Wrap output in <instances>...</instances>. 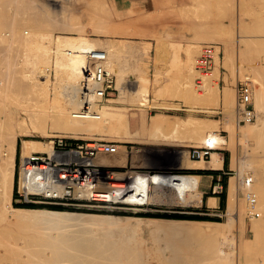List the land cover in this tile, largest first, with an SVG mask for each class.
<instances>
[{
  "label": "bare ground",
  "instance_id": "bare-ground-1",
  "mask_svg": "<svg viewBox=\"0 0 264 264\" xmlns=\"http://www.w3.org/2000/svg\"><path fill=\"white\" fill-rule=\"evenodd\" d=\"M200 1H203V0H200ZM207 1H209L210 3L213 2L212 0H207ZM223 1L221 0V2H219V3H222L223 7L220 4V7H218L219 6L218 5L217 8L222 9V8H224V6L227 5L225 3V1H224V4H225L224 5ZM238 1H239L238 3H240V0H238ZM110 2H111L110 0H0V16L3 17L2 19H4V21L2 19H0V20H2L1 22H3V23H0L1 26L3 25V27L0 30L4 29L5 28L4 26L6 25V27L9 28V30L6 34L11 36L12 42L16 41L15 43L19 42L21 45L23 44L27 47H29L31 45L33 47V45H34L35 49L40 50L39 53L41 54V56L39 53H38L39 54L38 56H40L41 59H39V61H38L39 63L37 62L38 64L35 63L36 61L34 62L36 67H34L33 69L36 68L37 69V71L35 69L36 73L39 74V76L42 77L43 79L42 78L40 79V77L39 78L37 77L38 79H40V82H39V80L37 81V78L35 76L36 73H35L34 76L36 79H34V80L36 83L34 82L30 85V86H32L34 84V86H32V88L34 87V89H32L33 92L30 91V93L32 92L31 93L32 95H31V97L28 96L29 99L31 98L32 102H34L33 100H35V102L32 103L35 105V103H37V100H38L37 99V97H38L37 93H39L44 97V100L47 103V105H49L48 102L51 101V104H50L51 106H49V107L47 106L46 111H45V109L42 111H41V109L40 110L37 109L36 107L38 105L36 107H33V108L30 106L31 110H29V111L27 110L28 112L21 110V111H24L23 113L21 111L20 112L15 111V113H14V111L12 109L9 112L10 114L12 113L9 116L10 117L9 119H7L8 116L5 117L6 119L4 118L5 119L4 121L1 120L2 118L0 119V129H1L0 130V132H1L0 133V136H1L0 139L2 141L1 145H3L2 147H0V148H2V149H0V157H1L0 181H1L2 185L4 184V186H5L4 188H6V190H3L4 193L2 191L3 188L0 189V193H1L0 194V207H2V208H0V210L2 209L0 211L1 212L0 216L3 215L2 213L6 212V211H8V209L10 210L12 208L11 212H13V213L8 211L9 213H11L10 217L8 216V213L7 214L5 213L7 216L5 214L3 216H6V218L9 220V221L8 220L7 221L10 222L9 224H11V227H12V225L17 226L18 229L23 233V235H21V232L20 233L16 232L18 235L17 236L15 235L16 236L15 238H17L20 234L19 237H21L22 240H23V238L25 240L24 241L25 244L21 245L20 244L21 240L18 237L19 239H17V242L14 244L16 245L20 241L19 244L21 245L22 249H20V245L19 246L17 245L16 250H14L12 248V247H15V246H13V242H11V244H12L11 247H9V245L7 246L6 245L7 243H4V240H6V238L10 239V241H11V239L14 238V236H12L13 234L9 233V234H11L12 238H8L10 235L7 234L6 232H4L9 236L6 235L7 237L5 236L6 238L5 237L3 238L1 236L5 235V234L3 232H0V233H2L0 236V240H1V238L4 239V240L2 239L3 242L0 241L1 243H4V244L0 243L1 246L4 245L6 248L7 247L10 249L12 248V250H13V251L11 250V252H13V253L8 252L7 254H9V255L5 254V256L6 255L10 256L11 254H13V256H14V259H12L11 258L12 255H11V257H10L11 259H10L9 257L6 258L4 255L2 256V254L0 253V258L2 261H4L3 264H6L7 262H9L10 264H11V262H13L15 264L16 263H18V264H153V263H148L144 259V256H143L142 243L140 242V240L143 239L142 237H145L144 236L145 233L151 234V238H152L151 240L154 243L153 247L156 250V254L158 252L157 257L159 256L160 261H161V259H163L162 260L163 264H235V262H237V264H264V69H263V71L261 69V71L258 72L259 68H256L257 64L255 65L254 68H252L251 65H249V67L252 68V69L251 68L250 69L253 70V72H252L253 74H254V69H255V73H256V75L254 74L255 78H253V76H251V75H250V77L248 75L246 76V77H249L250 80H251V77L253 78V80H251V81L254 85V91H255V88L257 87V89H256L257 93L255 92L256 96L253 93V97L254 96L256 97V98L254 97L255 99L253 98L255 100L254 106H255V112H256V120H255V123H253L252 125L247 124V123H252V122H247L246 126L245 127L243 126L244 128L241 127L242 128L241 131H242L243 136L246 135L245 136L246 138H248L247 136H249L252 140V138H254V136L256 134V139H257V141L255 143H252L249 146L250 150L247 151V152L251 151L250 153H252V156H253L252 163L251 162L249 163L250 164L249 167H250V169H253L254 175L252 173L251 175L249 174L246 176V177L252 176L253 178L255 176L253 183L246 187L247 188L246 192L250 191V192L255 193V195L257 197L256 206L252 207L251 205H249V201L246 197V194H247L246 192H245L246 198L244 197V199L245 200L247 199V202H248L247 206L249 209V214L251 215V217H253L250 220L251 222L249 224V229L251 228L253 230L254 239H252L250 241L249 240L248 241L243 240V236L246 234V230L242 229V232L240 234V244H239V248L237 249V252H231L233 250V248H231V250H229L228 247L225 246L226 244H224L223 241L221 243V241H220V238L222 236L221 232L218 230V228L212 226L211 224L194 223L192 221H184V220H168V221H156L155 220L154 223L152 222L153 227H151L149 229L148 228L137 229V228H129V227H126L125 225H121V224L117 223L118 220H114V219H112V217L104 216V215L86 214V213H81V212H76V211H57V210L38 211V210L16 208V207H13L11 205V198H12V194H13V185H14V162H15L16 146H17L18 136L30 134L32 131L45 134L46 129L42 128L43 127L42 125H44L43 123L48 121L49 116H51L52 119L54 120L56 127L57 126L64 127V129L66 128V130L68 129L69 132L74 133V134H81V133L88 132V131H91L94 129H99V128L100 129H110L111 128V129H116V130H119L121 128H125L127 133L131 134L129 132V129H128V117L126 115V111L120 109V107H118V109H117L116 106L110 104V105H107V108L105 110H103V108L105 107L104 106L101 110L102 118H104L103 120H101L102 118L101 119H95L93 117H85V118L82 117V118H80V117H77L74 115L75 112H77V109H79V107L82 105L80 95L78 94V86H79L80 80L83 77L82 74L84 72V68L88 63V53L89 52H91L92 50H97V49L105 50L107 53V63H106L107 67L110 70H112L113 72H115V74L117 75L116 76L117 77V88L119 90V96L117 98L110 99L109 100L110 103L116 102V101H123L124 102L128 99V97H131V98L133 97L132 95L128 96L129 95L127 93L128 89L126 90V85H124L126 83L124 80L126 79L125 78L126 77L125 71L127 69H130L131 72L136 75L135 81H136V83H138V89L135 92V97H134L136 104L143 105V104H146V102H148V100H149V96H150V85H149V75H148L149 71L147 72V67L143 66L147 62H145L144 64L141 65V61L147 59L146 58L147 57V50H148L147 43H146V45H144L145 43L143 45H141V44L135 43L134 41L124 40V39L123 40H117V39L115 40V39H109V38L106 40H102V39L91 38V37H88V36L83 35V34H76V33L75 34H63L64 32L53 36L52 35L53 33L47 35L43 32V30H45V28L47 29L48 27H51V30H49L50 32L52 30L60 29L61 31L66 30L67 32L71 31V32H78V33L81 32L82 33V31H81L82 29L80 28V25L82 23L81 18L85 17V16L83 17L82 14H86V15L89 14L93 21H95L97 19L99 22H101L100 20L103 19V18H100V16L102 17L103 15H108V17H111V15H113V18H114V16L117 15L114 12H112V11H114L113 9H112V11L110 10V5H109ZM206 2L204 4H206ZM209 2H207V3L210 4ZM243 2H245V0H242L241 3L243 4ZM213 3L215 4V1ZM213 3L211 5H213ZM228 3H230V1ZM11 4H14L13 6L16 9V11H15L16 18L14 15L15 20L12 19L13 14L11 12L10 18L12 19V21L10 19H9L10 21H8V20H5L6 18H4V17L9 18L8 10H5V8L8 9V7H10ZM201 4H198L199 8H201V11H204V13H206L205 10H203L202 8L206 9L207 5L203 4V6H202ZM234 4L235 3H233V5L230 4L229 6H231V5L234 6ZM260 4L259 5L261 7L263 4V8H264V3L261 2ZM200 5L202 7H200ZM118 6L120 7V5H118ZM209 7H210V5H209ZM213 7H215V6L213 5ZM213 7H211L210 9H212ZM226 7H225V9H226ZM10 8H12V6ZM199 8L198 9L194 8V10H197L196 13H198L200 11ZM241 8L244 9V7H241ZM182 9L183 8H181V10ZM207 9H209V8L207 7ZM227 9H229V7H227ZM238 9L240 11V5H239ZM171 10H173V8H171ZM188 10H189V7H188ZM229 10L232 12L233 8L232 9L230 8ZM247 10H249V9H247ZM247 10H244V13H246L245 11H247ZM182 11L184 12V10H182ZM219 11H218V13H219ZM228 11L224 10L221 13L227 12L228 15L227 14H225V15L229 16ZM260 11H259V13L257 12L258 16H261V15H259ZM120 12L121 13H119V15H117L119 17L122 16L123 10H121ZM231 12H230V14H231ZM13 13H14V11H13ZM209 13H210V11H209ZM209 13H207V14L209 15ZM215 13H213L214 16L211 15L212 14L211 13L208 18H210L212 16L215 18V15H216ZM233 13H235V12H233ZM233 13H232V15H234ZM252 13H254V12H252ZM257 13L255 15H257ZM143 14H142V16H143ZM152 14L153 13L151 11V15ZM172 14H174V13H172ZM239 14H240V12H239ZM246 14L250 15V13L249 14L246 13ZM133 15H135V14H133ZM200 15H202V14H199V17H200ZM223 15L224 14H221V16H223ZM232 15H230V16H232ZM236 15H234V16H236ZM90 16H88L89 17L88 19H90ZM144 16H146V15H144ZM216 16L219 17L218 15H216ZM226 16H224V17L226 18ZM234 16L231 17L232 20L234 19L233 18ZM254 17H256V16H254ZM261 17H263V16H261ZM98 18H100V19H98ZM134 18L135 19L137 18L138 20L142 21V18H140V16L139 17L134 16L133 19ZM156 18H158V17H156ZM198 18H196V20ZM203 18H204V16H203ZM208 18H207V20H209ZM144 19L145 18L143 17V20ZM193 19L195 20V18H193ZM240 19L242 20V18H239L238 22H239V25L242 26L245 22L242 20L243 23H240L241 22ZM90 20H88V22ZM260 20H262V19H259L258 22H256V23H260L259 22ZM104 21H106V20H104ZM201 21H198V24H200L199 22H201ZM204 21H206V19ZM210 21L213 22L211 18H210ZM235 21H236V19H234V22ZM102 22H103V20H102ZM110 22L111 21H109V23ZM246 22L248 23V21H246ZM94 23H97V22H94ZM109 23H106V24H105V22L99 23V24L97 23L98 26H96V27L99 29H97L95 27L96 29L93 28L94 29L93 31L98 32L100 30L99 33L102 32V33L106 34L107 36L110 33H112V34L117 33V32L113 33L112 31L111 32L109 31L110 33H108V32L105 33V30H103L104 32L101 31V29H103V28L106 29L107 27H109V25H110ZM193 23L194 22H192V24ZM195 23L197 24V22H195ZM205 23H207V21ZM209 23L207 24V29H205V31L207 30L206 32L209 34L210 38L219 39L226 44V49H227V54H228L227 55L228 56V62L230 61L229 64H231V61L235 56V52L237 53L238 51H240V50H238V51H235V50H237L239 48L235 49L233 47L234 45H232L233 43L231 42L232 43L231 44L227 38H224V37L221 38V37H219V34H217L218 36H216V34H211L212 31L208 32ZM214 23L218 26L217 22H214ZM230 23H231V21H230ZM89 24H90V22H89ZM167 24H169V23H167ZM227 24H226V26H228ZM233 24H235V23H233ZM261 24L263 25L264 21ZM197 25H194L196 27L195 29L199 28V27L197 28ZM211 25H210V27H212ZM230 25L231 24H229L228 27H230ZM260 25L258 24L257 28H258V26L260 28L261 27ZM81 27H82V25H81ZM90 27H94V26H90ZM100 27H103V28L100 29ZM125 27H127V25ZM246 27H248V26H246ZM21 28H22V30H20ZM240 28H242V27H240ZM84 29L85 28H83V30ZM121 29L123 30V28H121ZM125 29H127V28H125ZM137 29L138 28H136V30ZM6 30H2L0 32H4ZM219 30L222 32V29L219 28ZM242 30L244 33V30H247V29L242 28ZM84 32H85V30H84ZM125 33H127V32L125 31ZM125 33L123 32L122 34L121 33H119V34L123 35ZM133 33H135V32H133ZM228 33H230V32H228ZM119 34H117V35H119ZM139 34H141V33H139ZM5 35H0L1 36L0 37V43L2 42L1 43L2 45H0V50H3V49L5 50L3 43L8 41V40H6V38L7 39L9 38V36L7 37V35L6 36ZM207 36L208 35H206L205 38H207ZM231 36H232V34H231ZM12 37H13V39H12ZM235 38H237V37H235ZM1 39H5L6 41L3 40L4 41L3 42V41H1ZM157 39H159V38H157ZM245 39H247V38H245ZM262 39H263V37H262ZM262 39H260V41ZM11 40H9V42H11ZM241 40H243L242 37H241ZM49 41H50V43H49ZM247 41H250V40L247 39ZM252 42L253 41L251 40L250 43H252ZM15 43H12V45L10 43L11 49L13 48L15 50V48H14L15 45H16V50L18 48L17 47L18 45L20 46L21 49L23 48V47H21V45L19 43H18V45ZM47 43H49V45ZM53 43L55 44L54 49L52 48V45H51ZM241 43H242V41H241ZM245 43H246V40H245ZM254 43H253V45L251 44V46H254ZM7 44H8V42H7ZM7 44L5 43V46L8 48L9 44L8 45ZM256 44H258V42ZM256 44H255V46H257ZM262 44H264V41L262 42ZM163 45H164V42H163ZM163 45H162V47H163ZM258 45L260 46L261 44H258ZM162 47H161V45L157 46V53H160V50L162 49ZM261 47L263 48L264 45H262ZM261 47L260 48L254 47V49L258 48L260 50H264ZM20 48H18L19 52H21ZM34 48H32V50ZM244 48L245 47H243L242 49H244ZM246 48H248V47H246ZM11 49L9 46V49H7V50L10 52H8L7 50H6L7 52L6 51H3V52H6L8 55L11 56V54H13L11 52L14 51L13 49H12L13 51H11ZM22 50H24V49H22ZM245 50H247V49L241 50L242 51L241 55L243 54L242 57H244L243 58L244 61L247 62L246 58H245L246 55H244ZM18 51H16V53ZM0 52L3 53L2 51H0ZM257 52H258V50H257ZM1 53H0V55H1ZM9 53H11V54H9ZM21 53H23V52H21ZM21 53L17 55V58H18V56L20 58H23L20 56ZM262 53H264V52L260 51V54H262ZM3 54H2V56L6 60L8 56L6 57L7 54L5 56ZM29 54L30 53H28V55ZM32 54H33V52H32ZM14 57H16V56H14ZM31 57H32V55H31ZM218 58L219 57H217V59ZM8 59L13 60L14 59L13 55L11 56V58L8 57ZM247 59H248V57H247ZM248 60H250V62H252L251 61L252 59H248ZM6 62H5V64H6ZM237 62H238V60H237ZM17 63L20 64L19 62H17ZM252 63H254V62H252ZM2 64H0V65L3 66ZM241 64L238 63V66H237L238 70H239L238 73L240 75H242L241 77H244L243 76V70H244L243 68L244 67ZM247 64H249V62H247ZM126 65H129V66L125 67ZM232 65L233 64H231V66ZM4 66H6V65H4ZM7 66H8V63H7ZM18 66H20V65H18ZM18 66L16 68H18ZM228 66H230V65H228ZM232 67L235 68V66H232ZM246 67H248V66H246ZM262 67L264 68V66H262ZM8 68L9 69L12 68V65H10V67L8 66ZM20 68L21 67H19V69ZM4 69H6V68H4ZM22 69H24V68H22ZM0 70L2 72L1 67H0ZM13 70H15V72H16L15 67L13 68ZM28 70L29 69H27V71ZM231 70H233V71H231ZM231 70H228L225 73V82H224L225 84L223 85V93H224L225 101L230 103V101L232 100V104H233L234 101H237V100H233L237 94H235V85L231 86V79H232L233 83L235 82V81H233L234 78H232V72L234 75L235 70L234 69H231ZM19 71L20 70H18V72ZM52 71H55V76L57 79V83L59 85L58 84H56L55 86L52 85V81H53V79L51 77V74L53 73ZM3 72L5 73L6 70L5 71L3 70ZM10 72H11V70H9V74H8L9 77L12 75V73H10ZM7 73H8V70H7ZM13 73H14V71H13ZM16 73H14L13 79L17 78V77H15V76H17ZM157 73H159V72H157ZM219 73H220L219 70H216L213 74L207 75L206 78H210L213 76L219 77ZM246 73H248V72H246ZM246 73H245V75H246ZM3 74L0 73V75H1L0 79L2 77L3 79L5 78V80H7V79L11 80L10 78H8L7 75H6L7 76V79H6V77H4ZM192 74H193V69L188 70V75H190V78L193 76ZM239 74H238V78L240 76ZM22 75H24V74H22ZM256 76H258V77H256ZM23 77H25V76H23ZM23 77H22V79H23ZM18 78L16 80L14 79L15 83H16V81L20 80ZM191 79H193V77ZM5 80H0L3 82L2 86L4 84L7 86L10 84L11 88L9 87L10 85L8 87L6 86L7 88H5V89H7V91L4 92L3 91L4 86H5L4 85L2 87L3 89L0 90L1 94L6 93V92L10 93V92H8L9 91L8 88L12 89V86H14V85L18 86V87L22 85L21 87H19V88H22V87H25L28 83V82L26 83L25 81H23V83L25 82L26 85L23 83L21 84V82H22V80H21L19 85H17L15 83H13V81L11 83V81H9V80L4 83ZM210 80H211V78H210ZM139 81H140V84H139ZM254 82H256V83H254ZM257 82L259 83L258 86L255 85V84H257ZM1 83H0V88H1ZM7 83H9V84H7ZM12 84H14V85H12ZM191 85L187 86V90L190 92L192 91V93L194 92L195 97L197 99L205 100V101L210 102V103L217 102L219 100L220 82H217L216 86L211 88L208 95H205V96H203L202 93H195V91L193 90V87ZM60 86L62 88L65 87L67 89L66 91H69V96H70L69 99L65 100L64 98H62L64 96H62V95H61L62 97L60 96V93L62 91L60 93L57 91L59 88H60L59 90L62 89ZM29 87L26 86L25 88L29 89ZM53 87L55 90V91H53L54 92V98H53V100H51V92H52ZM236 87H238V86H236ZM19 88H18V90H19ZM14 89H12V90L15 91ZM26 89L24 91H26ZM63 90H64V88H63ZM195 90H196V88H195ZM2 91H3V93H2ZM16 91H17V89H16ZM14 93H12V95ZM16 93H15V95H16ZM1 94H0V99H1V96L5 97V95H6V94L5 95H1ZM63 94H64V91H63ZM12 95H10V96H12ZM21 95H24V92L21 93ZM27 95H28V93H27ZM8 96L6 95L7 99H9ZM16 96H18V94ZM12 97H14V96H12ZM28 97H27V99H28ZM22 98L26 99L24 97H22ZM39 98H40V96H39ZM7 99L5 98L6 101H7ZM16 100H17V98H16ZM40 100H41V98H40ZM1 101H2V99H1ZM9 101H11V104H12V99ZM29 101H27V102H29ZM8 102H6V103H8ZM62 102H64V104ZM3 103H2V105H4ZM67 103H68L69 107L74 106V108H66L67 106L65 108H63V106H65V104H67ZM253 104H254V102H253ZM6 105H4L2 107L6 108V110H7ZM0 107H1V105H0ZM8 107H10V105ZM30 107L28 106L29 109H30ZM226 107H228V106H226ZM21 109H22V107H21ZM237 109H238V107H237ZM1 110H3L2 112H4L5 109H1ZM25 110H26V108H25ZM5 116H6V114H5ZM16 118L17 119L22 118L23 120L20 122H17ZM151 121L152 122L150 124L151 125L150 128H151V131H153V132H159L160 130L169 129V130H173L174 133L178 134V132H182V129H184V128H185V130L186 129H188V130L194 129V132H196L194 134H197L196 135L197 138L199 137L198 134H200V137L203 138L204 142L211 141L215 148L217 146L223 144L226 140L224 136L217 133L216 131L206 133V131L204 130L205 127L203 124H202L204 127L203 131H200V129L202 128V125H198V123H202V122L196 121L198 123L193 124L194 121L191 122L192 120L191 121H189V120L171 121V120H169L167 118H163V117H155ZM211 122L213 123L215 121H211ZM211 122H206V124H208V126H209L207 128H211V127L214 128V127L218 126L217 124H215L217 122L213 123L216 126L211 124ZM28 123L33 125L32 126L33 130L29 129L30 127L28 128ZM203 123H204V121H203ZM100 124H103V126H101ZM206 124H205V126H207ZM197 130L199 131V133ZM138 134L139 133L137 132L133 135H138ZM49 136H55V135H49ZM242 137H241V139H243ZM202 138H200V139H202ZM251 140L249 142H252ZM48 143L50 145L52 144L51 141H48ZM245 143H246V141H245ZM245 143H243V144H245ZM197 145H199V144H197ZM247 149H245V150H247ZM21 151H22L21 155L23 157H27L32 153V151H45V152L51 153L52 150L46 146L34 145L31 142V139H24L23 143H22V150ZM212 155L211 156L213 159L211 161L212 162L211 166H206L201 161L197 162V163H191L189 160L188 161L185 159L183 160V155L180 159L181 160L180 162H181L182 166L184 165L186 167H192V168L193 167H196V168L219 167L221 165V162H222L221 156L217 153H213ZM109 156H112V158H113V155H109ZM109 156H105V157H109ZM100 161H101V158H100ZM104 162L101 161L100 163L104 164ZM242 170L245 171L244 169H242ZM243 171H241V173ZM118 178H121V179L126 181L125 188L122 190H116V191H111V189H108L105 191V195H104L105 198L109 197L111 199H120V200L127 201V202H136V203L142 204V203H146L147 201H150V200H154V201L160 200L162 197L161 195L163 194V192H166V190H168V192L170 194V195H168V197L177 198L178 201H187L188 198H190L191 200L192 199L196 200L197 197L202 195V192L200 190L201 176L197 175V174L163 172L159 175H154V176L150 177L148 175V173H144V172H140V171H136V172L130 171L129 175H126L125 177L118 176ZM2 179H3V181H2ZM116 185L117 186H123L124 184L123 183H116ZM24 188H25L26 192H40L42 189V185H40L38 182H35L34 179L31 178L28 181V183H26V187H24ZM5 192H6V194H5ZM2 193L5 194L3 196L5 202L7 200L6 198H8L7 202L9 201L8 205H7L9 208L7 210L5 208L6 207L5 204L7 202L6 203L2 202V198H3V197H1ZM214 202H215L214 198L210 200V204H213ZM243 202H245V201H243ZM2 203L4 204L5 207L2 206L3 205ZM245 205H246V203H240V208H238V210H239L238 212H239L240 216H242L243 218H244V215H246L245 214V212H246V208H245L246 206ZM3 207L5 210L4 212H3ZM256 212H259V216L255 215ZM254 217H260V218L254 219ZM243 218H242V220L245 219V218L244 219ZM4 219H5V217H4ZM1 221L2 220L0 219V222ZM7 221H4V222H6V225H8ZM3 227H6L5 224H3L2 228ZM11 227H10V230H12ZM18 229L16 231H18ZM2 230L3 229L0 228V231H2ZM6 231L8 232L7 229H6ZM13 231H11V232L15 234V229ZM146 236H148V235H146ZM149 238H150V236H149ZM145 240L146 239H144L143 243L145 242ZM6 241L8 243L10 242L9 240H6ZM15 241H16V239H15ZM5 247H4V249H5ZM146 247H147V245H146ZM149 247H147L148 248V250L146 249L147 251L150 250ZM144 249H145V247H144ZM151 249H152V246H151ZM0 250H2L1 247H0ZM6 250L7 249H5L4 251H6ZM8 251H10V250L8 249ZM154 251H153V254H154ZM0 252H2V251H0ZM24 253H25V256L23 255ZM235 253H236V255H235ZM148 255H150V254H148ZM145 256H147V255H145ZM151 258H152V256H151ZM159 258H157L158 261H159ZM7 259H10V261H8ZM158 261L155 264H159ZM151 262H152V260H151Z\"/></svg>",
  "mask_w": 264,
  "mask_h": 264
},
{
  "label": "rangeland",
  "instance_id": "rangeland-1",
  "mask_svg": "<svg viewBox=\"0 0 264 264\" xmlns=\"http://www.w3.org/2000/svg\"><path fill=\"white\" fill-rule=\"evenodd\" d=\"M110 1H111L110 4H109L110 5V10L112 11V9H113L114 11H112V12H114L117 15H119V13H121L120 11L123 10L122 16L119 17V16L115 15L114 18H113V15H111V17H108V15H103L102 17L100 16V18H103L102 20H103V22H105V24L109 23V21H111L109 23L110 24L109 27L111 29L109 27H107L106 29H104L103 27H100V29L103 28V29H101V31L105 30V33L106 32L110 33L111 31L113 33L117 32L115 34L110 33L107 36L106 34H104L102 32L99 33L100 30L98 32L93 31L94 30L93 28L98 26L99 23H103V22H102V20H100L101 22H99L97 19L95 21H93L89 14H87V15L86 14H82L83 17L84 16L85 17L81 18V22H82L81 25H82V27L84 26L83 28H85L84 29L85 32H84L83 28L81 27V25H80V28L82 29L81 30L82 33L81 32H79V33L78 32H71V31L67 32L66 30H62L61 31L60 29H58L59 31L58 30H52L50 32L49 30H51V27H48L47 29L45 28V30H43V32L45 34H47V35L53 33L52 34L53 36L64 32L63 34H75V33L76 34H83V35H86V36L91 37V38L102 39V40H106V39L109 38V39H115V40L116 39L117 40H123L124 39V40L134 41L135 43L141 44V45H143L144 43H145L144 45H146V43H147V48H148L147 57H146L147 59L142 60L141 61V65L144 64L145 62H147V63L149 62L148 64L145 63L143 65V66L147 67V72L149 71L148 75H149V85H150V96H149L148 102H146V104H143V105L136 104V101L134 99L135 92L138 89V83H136V81H135L136 80V78H135L136 75L133 74L130 69H127L125 71V73H126L125 74L126 75L125 78L126 79L124 81L126 83L124 85H126V90L128 89L127 90V93L129 94L128 96L132 95L133 97L132 98L128 97V99L126 101H124V102L123 101H116V102L110 103L108 101L104 105L105 107L103 106L104 107L103 110H105L107 108V105L111 104V105L116 106L117 109H118V107H120V109H122L124 111H127V114H128V112H129V114L134 113V112H138V113L142 112L146 116L147 123H149L151 121V119L153 120L155 117H163V118H167V119H169L171 121L172 120H174V121H176V120H182V121L189 120V121H191L192 120L191 122L194 121L193 124L194 123L197 124L198 122H202V123H198V125H202L203 124L205 128L202 125V128H201L202 130L200 129V131H203V128H204L206 133H210V132L216 131L217 133H219L222 136H224L225 139H226L225 142L223 144H221V145L216 147V149L224 150L227 153V160H228V165H227V168H226V171H227V174H226V187L224 188V194H225L224 197H225L226 200H225V202L222 201V203H221V206L223 208V212L220 213V214H216V213H214V212H212L210 210H207L203 194L201 196L197 197L196 200L195 199L191 200L190 198H188L187 201H178L177 198L168 197V195H170L168 190H166V192H163V194L161 195L162 197H161L160 200H157V201L150 200V201H147L146 203H142V204L141 203H136V202H127V201H123V200L121 202H116V203L115 202H97V203L95 202V203H93V202H89V201H81V202H76V203H73V202H69V203L47 202V203H45V202H38V201L37 202H25L23 200H20L19 196H18V198L16 200L15 199L13 200L11 198V205L13 207H16L15 206V202H17V203H34V204H38L39 206L35 207V208L34 207L33 208L16 207V208L29 209V210H38V211H42V210H45V211H49V210L76 211V212H81V213H86V214L104 215V216L112 217V219H114V220H118L117 223H119L121 225H125L126 227H129V228H137V229H143V228H148L149 229V228L153 227L152 224L155 222V220L156 221L184 220V221H192L194 223L211 224L212 226L218 228V230L221 232V235H222L221 238H220L221 243L223 241L224 244H226L225 246H227L229 250H231V248H233V250L231 252H237V249L239 248V244H240V234L242 232V229L246 230V234L243 236V240H245V241L249 240L250 241V240L254 239L253 230L251 228L249 229V224L251 222L250 220L253 217H251V215L249 214V209H248V206H247L248 205L247 199L246 200L244 199L245 192H246V189H247L246 187L248 186V185H245L244 179L249 174L251 175L253 173V175H254L253 169H250V167H249L250 166L249 163L250 162L252 163L253 156H252V153H250L251 151L250 152H247V151L250 150L249 146L252 143H255L257 141V139H256V134H255L254 138H252V140H251V138L249 136H247L249 138L248 139V138L245 137L246 135H244V136L242 135L241 129L246 126V123L239 122V120H238V109H237V107H238V92H237V89L238 88L236 86H238L239 80H243L247 75L249 77L251 75V76H253V78H255L254 77V74L256 75L255 69H254V74L252 73L253 70H251L252 68L255 67V56L257 58V56L260 54V51L264 52V50L258 49L262 45H264V44H262V42L264 41L263 40L264 39V28H263L264 24L263 25L261 24L264 21L263 20L264 19V13H263L264 12V8H263V4H262V7L260 6L261 5L260 3L261 2L264 3V0H260V1L259 0H254V1L253 0H245V2H243L244 5L246 4L245 6L241 3L242 0H240V3L242 5L240 3H238L239 2L238 0H232V1L231 0H224L225 3L227 4L226 6L229 7V9L233 8L232 12L229 9H227L226 6H224V8H222V9L217 8L218 5H219L218 7H220V4L222 5V3H219V2H221V0H212L213 2L215 1V4L217 3L216 5L211 1L215 7H213V5H211L212 3H210L207 0H203V1H200V0H197V1L196 0H193V1L192 0H110ZM206 1L209 2L210 4H208ZM224 1H223V4H224ZM229 1H230V3H228ZM205 2H206V4H204ZM233 3H235L236 5L234 4V6H232ZM198 4H201L202 6H203V4L207 5L206 9L202 8L203 10H205L206 13H204V11H201V8H199ZM230 4H232V5L229 6ZM13 5L14 4L10 5V7L12 6V8H10L8 6H7L8 9L5 8V10H8V13H9V15H8L9 18L8 17H4V18H6L5 20H8V21L11 20L12 21V19H14V15H15L16 9H15V7ZM118 5H120V7ZM201 5H200V7H202ZM209 5H210V7H209ZM239 5H240V11L238 9ZM188 7H189V10H188ZM207 7L209 9L211 7H213V8L209 10V9H207ZM222 7H223V5H222ZM225 7H226V9H225ZM241 7H244V9L241 8ZM245 7L247 9H249V10H247ZM171 8H173V10H171ZM181 8H183L182 10H184V12L181 10ZM194 8H197V9L199 8L200 11L198 13H196L197 10H194ZM223 9L226 10V11L229 10L228 11L229 16L225 15V14H227V12L226 13H221V12L224 11ZM244 10H247L248 12L247 11H245V12L248 13V14L250 13L251 16L247 15L246 13H244ZM13 11H14V13H13ZM151 11L153 13L152 15H151ZM209 11H210V13H209ZM218 11H219V13H218ZM238 11L240 12V14H239ZM259 11H260L259 15H261L263 17L258 16ZM11 12L13 14L12 15L13 16L12 19L10 18ZM230 12H231V14H230ZM233 12H235V13H233ZM252 12H254V13H252ZM172 13H174V14H172ZM207 13H209V15L211 13H212L211 15H213V13H215L219 17H217L215 15V18H216L215 19L213 17L214 15H213L212 17H210L212 19V21H213V22H211L210 18H208L209 15ZM220 13L224 14V15L221 16ZM232 13L234 15H236V14L237 15L234 16V15H232ZM256 13H257V15H255ZM133 14H135V15H133ZM142 14H143V16H142ZM199 14H202L204 16V18H203L202 15H200V17H199ZM138 15L140 16V18H142V21L138 20L137 18L136 19L134 18L136 21L133 19L134 16L139 17ZM144 15H146V16H144ZM230 15L234 16L233 18L236 19L235 22H234V19L233 20L231 19L232 16H230ZM253 15L256 16V17H254ZM88 16H90L91 20L88 19L89 18ZM224 16H226V18ZM143 17L145 18L144 20H143ZM156 17H158V18H156ZM238 17L242 18V20L245 22L242 26L239 25V22H238L239 18ZM2 18L3 17L0 16V19H2ZM15 18H16V15H15ZM100 18H98V19H100ZM193 18H195V20ZM196 18H198L197 19L198 21L202 20L201 22H199L200 24H198V21L196 20ZM207 18L209 20H207ZM205 19H206L207 23H205L206 22V21H204ZM259 19H262V20L259 21L260 23H256V22H258ZM2 20L4 21V19H2ZM2 20H0V23H3V22H1ZM88 20H90L89 21L90 24H89ZM104 20H106V21H104ZM190 20L192 22H194V23L192 24V22ZM242 20L240 19V21H241L240 23H243ZM230 21H231V23H230ZM246 21H248V23ZM94 22H97L98 24L94 23ZM195 22H197L198 25ZM214 22H217L218 26ZM167 23H169V24H167ZM208 23H209L208 32L212 31L211 34H216V36H218L217 34H219V37L227 38L230 41V43L231 42L233 43V44L232 43L231 44L234 45L233 47L235 49L239 48V49H237L235 51H238V50H240V51L237 52L238 54L235 52V56H234V58L231 61V64H233L232 66H235V68L232 67L231 64H229L230 61L228 62V56H227L228 54H227L226 44L223 41L219 40V39L210 38L209 34L206 32L207 30L205 31V29H207V24ZM233 23H235V24H233ZM226 24L228 26H229V24H231L232 26L234 25V26L232 27L230 25V27H228V26H226ZM258 24L259 25L261 24L260 25L261 29L258 26V28L260 30L257 28ZM124 25L125 26L127 25V27H125ZM194 25H197V28L198 27L199 28L195 29L196 27ZM210 25L212 27H210ZM0 26H1V24H0ZM90 26H94V27H90ZM246 26H248V27H246ZM2 27H3V25L0 27V29ZM4 27L5 28L2 29V30H6L8 28V27H6V25ZM240 27H242L244 29H247V30H244V33H243V30ZM22 28L20 30H22ZM121 28H123L124 31ZM125 28H127V29H125ZM136 28H138V29L140 28V29L136 30ZM219 28L222 29V32L219 30ZM97 29H99V28H97ZM2 30H0V31H2ZM8 30H9V28L6 31H4V32H0V35H5L8 32ZM125 31L127 33H125ZM123 32L125 34L121 35ZM133 32H135V33H133ZM228 32H230L232 34V36ZM119 33H121V34H119ZM137 33L138 34L141 33V34L138 35ZM204 33L206 35H208L207 38H205L206 35ZM117 34H119V35H117ZM6 35H7V37L9 36L8 34H6ZM234 36L237 37V38H235ZM241 37L243 38V40H241ZM262 37H263V39H262ZM157 38H159V39H157ZM245 38L249 39L250 41H247V39H245ZM12 39H13V37H12ZM260 39H262V40L260 41ZM3 40H5V39H1V41H3ZM6 40H8V41H6ZM6 40H5L6 42L3 41L5 50L4 49L0 50L2 52L6 51L7 49H9V46H10V49H11L12 43L16 42V41L12 42L11 36H9L8 39L6 38ZM9 40H11V42H9ZM240 40L242 41V43H241ZM245 40H246V43H245ZM251 40L253 41L252 43H250ZM256 41L258 42V44H261V45L259 46L258 44H256L257 43ZM7 42L9 44L8 48L5 46V43L7 44ZM163 42H164V45H163ZM1 43H0V45H2ZM10 43H11V45H10ZM18 43L19 42L15 43V44L18 45ZM49 43H50V41H49ZM49 43H47V44L49 45ZM210 43H216L219 46V49L221 51V56H220V58L217 59V65H216V67L213 69V71L210 74H213L216 70H219L220 73H219V77H214V76L210 77L211 80H210V78H206V80L204 82V87L202 89H200V88H198L199 86L196 83V77H197L196 61H197L198 57L200 56V54H201V52L203 50V47L205 45H207V44H210ZM253 43H254V46H251V44L253 45ZM255 44L257 46H255ZM51 45H52V48L54 49L55 44L53 43ZM158 45L159 46L161 45V47L163 45L162 49L160 50V53H157V46ZM17 47L20 48L19 45ZM21 47H23L22 49L25 50L24 51V50H22L20 48L21 52H23V53L25 52L24 54L19 52L18 48L16 50V45L14 46V48L19 53L18 52L16 53V51L13 48L12 49L14 51L11 49V51H13L11 53H13V54L9 53V54H11V56L13 55L14 59L16 58L15 60L14 59L13 60L12 59H10V60L8 59V57L11 58V56L6 53L8 50L6 52H3L4 54L0 52L1 53V55H0V64L3 63L2 64L3 66L0 65V67L2 69V72L0 70V73L3 74L4 73L3 70L4 71L6 70V72L3 74L4 77H6V79H7V76L9 74V70H11L10 73H12V75H13V76L11 75L10 77L8 76V78H10L11 80H9V79L5 80V78L3 79L2 77H1L0 80H5L4 83L6 81H8V80L11 81V83H12V81H13V83H15V80L19 77L18 78V79H20V80H18L19 82L16 81L15 84L19 85V83L22 80L21 84L23 83V81H25L26 83L28 82L27 85L25 84V82L23 84H25L26 86L29 87L32 83L35 82L34 79H36L37 77L38 78L40 77L39 74L36 73L37 69L35 68L36 69V71H35V69H33V68L36 67L35 63L36 64L39 63L38 61H39V59H41V57H40L41 54L39 53L40 50H37V49L34 48L35 47L34 45H33V47H32V45L29 46L30 47L29 48V47H27V46L22 44ZM31 47L34 48L33 50L35 52L32 50ZM243 47H245L244 49H247V50L244 51V55H246L248 57V59H252L251 61L254 62V63L250 62V60H248L246 56H245L246 61L249 62V64H247V62L244 61V59H243L244 57H242L243 54L241 55V52H242L241 50H244V49H242ZM246 47H248V48H246ZM254 47H258V48H255L256 49L255 50ZM257 50H258V52H257ZM31 51L33 52V54H32ZM8 52H10V51H8ZM27 52L30 53V54L28 55ZM20 53H21L20 56L23 57V58H20L19 56L17 58V55L20 54ZM38 53L40 54V56H38L39 55ZM2 54L4 56L6 55V57L8 56L7 59L9 61L7 59L5 60V58L2 56ZM262 54H264V53H262ZM262 54H260V55H262ZM31 55H32V57H31ZM14 56H16V57H14ZM237 60H238V62H237ZM256 61H257V59H256ZM5 62H6V64H5ZM17 62H19L20 64H18ZM263 62H264V60H263ZM7 63H8L9 67H10V65H12V68L9 69L8 66H7ZM238 63H240V64L242 63L241 65L244 67L243 68L244 69L243 70V76L244 77H241L242 75H240L238 73V71H239L238 67H237ZM4 65H6L7 67L4 66ZM16 65L17 66L20 65V66H18V68H16L17 67ZM228 65H230L231 67L228 66ZM249 65H251L252 68L249 67ZM127 66H129V65H126L125 67H127ZM246 66H248V67H246ZM14 67H15L17 73L15 72V70H13ZM19 67H21V68L19 69ZM4 68H6V69H4ZM22 68H24V69H22ZM256 68H258L257 65H256ZM17 69L20 70V71L18 72ZM27 69H29V70L27 71ZM192 69H193V74H192L193 76L192 75L191 76L193 77V79H191L192 77L190 78V75H188V70H192ZM231 69L235 70V73H234L235 76L233 75V72H232V78H234L233 81H235V82L233 83L232 79H231V86L235 85V94H237V95H236V97L233 100H237V101H234L233 104H232V100L230 101V103L225 101V103H226V104L224 103V106H225L224 107V115H225V117L222 120V122H220V121H215L217 123L213 122V123L218 125V126H216L215 124H213L211 122L213 120H210V119L211 118H215V116L218 114V111L220 110L221 88L225 84L224 83L225 82V73L228 70H231ZM7 70H8V73H7ZM13 71H14V73L17 74V76H15L17 78H14L15 80L13 79V77H14ZM231 71H233V70H231ZM52 72H53L51 74V77L53 79L52 85L55 86L58 83H57V79H56V76H55V71H52ZM157 72H159V73H157ZM246 72H248L249 74L246 73ZM35 73H36V75H35ZM245 73H246V75H245ZM22 74H24V75H22ZM238 74L240 75L239 78H238ZM34 75L36 76V78H35ZM23 76H25V77H23ZM22 77H23V79H22ZM256 77H258V76H256ZM38 78H37V81L39 80V82H40V79L42 77H40V79H38ZM253 78L251 77V80H253ZM1 82L2 81H0V83ZM217 82H220V94H219V100L217 102L210 103V102H207L205 100L197 99L195 97L194 92L192 93V91L190 92V91L187 90V86L192 84L191 86L193 87V90L195 91V93H202V95L205 96V95H208V93L211 90V88L216 86ZM254 83H256V82H254ZM2 84H3V82L1 83L0 90L3 89L2 87L5 85L4 84L2 86ZM7 84H9V83H7ZM139 84H140V81H139ZM258 84L259 83L257 82V84H255V85L258 86ZM12 85H14V84H12ZM6 86L7 85L4 86V90H3L4 92L7 91V89H5V88H7L8 86L7 87ZM14 86H12V89L15 88L14 89L15 91L10 89L11 85L9 86L10 88H8L9 89L8 92H10L11 94L7 93V92L3 93V91H2L3 94L0 93L1 95H5V94L7 96L9 95L8 96L9 99H7L6 95H5V97L1 96V99H2V101L4 103L0 99V105H1L0 108L1 109H5L4 112H2L3 110L0 109V111H1L0 112L1 113L0 114V119L2 118L1 120L4 121L6 119L5 117H7V116H8L7 119H9L10 118L9 116L12 114V113L10 114L9 112L12 109H13L14 113H15V111H19L20 112L21 110H24L26 112L27 110L28 111L31 110V107L33 108V107H36L38 105L36 107L37 109H39V110L41 109V111L45 109V111H46L47 106L48 107L51 106L50 105L51 101L48 102L49 105H47V103L44 100V97L41 94H39V93H37V95H38L37 103H35V105L32 104V103L35 102V100H33L34 102H32L31 98L29 99L28 96L31 97V95H32L31 93L33 92L32 89H34V87L32 88V86H34V84L32 86H30L31 88L29 87L30 90L28 88L26 89L25 88L26 86L22 87V88H19L22 85L19 86V87L18 86L14 87ZM18 88H19V90H18ZM63 88H64V90H63ZM63 88L61 90H59L60 89L59 88L57 91L59 93L62 91L60 93V96L61 95L64 96V97H62V96L61 97L64 98L65 100H67L70 97L69 96V91H66L67 89L65 87H63ZM195 88H196V90H195ZM16 89H17V91H16ZM25 89H26V91H24ZM256 89H257V87L255 88L254 94H255V92L257 93ZM22 91L24 92V95H21V93H23ZM30 91H32V92L30 93ZM53 91H55L54 87H53L52 92H51V100H53V98H54V92ZM63 91H64V94H63ZM14 92L15 93L17 92L16 95L18 94V96H16ZM12 93H14V94L12 95ZM27 93H28V95H27ZM10 95L14 96L15 98L10 96ZM39 96H40L42 101L40 100ZM118 96H119V90H118V92H115L111 96L110 99L117 98ZM255 96H256V94H255ZM22 97H24L26 99H23ZM27 97H28V99H27ZM5 98L7 99V101L5 100ZM16 98H17V100H16ZM11 99H12V104H11V101H9ZM254 99H253V102H254V105H255V100ZM5 101L6 102L9 101L8 102L9 104L6 103ZM27 101H29V102H27ZM1 102L4 105L7 104L6 105L7 106V110H6V108L2 107L4 105H2ZM62 103L64 104V102H62ZM9 105H10V107H8ZM28 106L29 107L31 106L30 109L28 108ZM226 106H228V107H226ZM21 107H22V109H21ZM65 107L66 108H74V106L73 107L72 106L69 107L68 103L65 104V106H63V108H65ZM25 108H26V110H25ZM24 111H21V112L23 113ZM5 114H6V116H5ZM103 119L104 118H102L101 120H103ZM183 119H185V120H183ZM22 120H23L22 118H18V119L16 118L17 122H20ZM52 120H53L52 117L49 116L48 121L43 123L44 125H42L43 126L42 128L46 129V133L45 134L32 131L30 134H27V135H19L17 143H18V141L21 142V150H22V143H23L24 139H31V142L34 145L46 146V147L51 149L52 148V144L50 145L48 143V141H50L54 136H49V135H58V134L59 135H61V134L63 135L64 134L67 137L78 138V139H81V140L82 139L91 140L93 138H106V139H110V140H116V141H119V142H126L125 140L127 139L126 138L127 136L130 137V140H137L136 138L139 135V134L138 135L128 134L127 131L125 130V128H121L119 130L111 129V128L110 129H100L99 128V129H94V130H91V131H88V132H84V133H81V134H74V133L69 132L68 129L67 130H66V128L64 129V127H60V126L56 127V124L54 123V120L53 121ZM196 121H198V122H196ZM203 121H204V123H203ZM206 122H211V124H213L217 128L216 127L207 128L209 126H208V124H206ZM253 123H255V121L252 122V123H247V124H249V125L251 124L252 125ZM205 124L207 126H205ZM100 125L103 126V124H100ZM32 126H33L32 124L28 123V128L30 127L29 129L33 130ZM152 133L154 135H159L161 133H162V135H164L166 133V135L170 139L179 138V134L181 136L185 135L184 138L187 140V143L190 144V145H197V144L200 145V144L204 143V140H203L202 137H200V134H198L199 135L198 138L196 136L197 134H194V133H196V132H194V129L193 130H188V129L185 130V128H184V129H182V132H178V134L174 133L173 130H169V129L160 130L159 132H153L152 131ZM198 133H199V131H198ZM241 137L243 139H241ZM0 138H1V136H0ZM200 138H202V139H200ZM250 140L252 142H249ZM0 141H1V139H0ZM245 141H246V143H245ZM1 143H2V141L0 142V145H1ZM243 143H245V144H243ZM2 146L3 145H1L0 147H2ZM0 149H2V148H0ZM124 149L125 148L121 146L120 147V152H122V150H124ZM245 149H247V150H245ZM32 152H34V151H32ZM40 152H45V151H40ZM21 153H22V151H21ZM20 157H21V154H20ZM171 159H172V161H170L171 162V166L169 168L170 170H162V169L154 168V169H149V170H140V172L148 173V175L150 177H152L154 175H159V174H161L163 172L185 173V170L205 169V168H196V167H193V168L192 167H186L184 165H183V167H186V168H177L176 167L177 164H176L175 157L172 156ZM184 159L187 160V161L189 160L191 163L200 162L199 160L191 159L189 157V153L188 152L185 153V155H183V160ZM0 161H1V157H0ZM201 162H203V164H205L206 166H211V164H212L211 161L210 162L201 161ZM18 164L19 163H17V158H16V155H15L14 182H15V176H16ZM242 169H244L245 171H243ZM126 170H130L131 171L132 169H125V170H122L121 172H125ZM241 171H243V172L241 173ZM129 173L130 172H128L127 174L118 173L117 176L125 177ZM192 174H194V173H192ZM254 178H255V176H254ZM2 181H3V179H2ZM0 184H1V181H0ZM4 187H5L4 184L0 185V189L3 188L2 191L6 190V188H4ZM200 190H201V188H200ZM13 191H14V185H13ZM3 193H4V191H3ZM3 193H2L1 197H3L6 194V192H5V194H3ZM6 199L8 200V198H6ZM3 200H4V197L2 198V202H5V200L4 201ZM7 200H6V202H7ZM243 201H245V202H243ZM8 202L5 204L6 207L2 203L3 204L2 206H4L6 208V210L9 208L7 206ZM214 203L210 204V205H215ZM240 203H246V205H245L246 206L245 207L246 208V212H245L246 215H244L245 219L242 216H240V214L238 212L239 211L238 208H240ZM53 205L63 206L64 208L63 209H53L52 207H50V206H53ZM4 207H3V212L5 211ZM0 208H2V207H0ZM8 211L11 212L12 208L10 210L8 209ZM8 211H6V212H4L2 214L4 215L5 213L6 214L8 213V216L10 217L11 213H13V212L9 213ZM143 214H150V215L149 216H146V215L144 216ZM3 215L0 216V219L2 220L1 221L2 223L0 222V226L1 225L3 226V224H5L6 227L2 228V226H1L0 228L3 229V230L0 231V232H3V233L6 232L7 234L11 233V234H13L12 236H14V238H12L11 234H9L11 236L10 237L6 233H4L5 235L1 236L2 233H0V236L3 237V238L7 235V236H9L8 238H12L13 239V240L11 239V241H10V239H7L6 238L7 236H6L5 238H6V240L10 241L9 243L6 240H4L3 238H1L0 241L3 242V240H4V243H7L6 245L7 246L9 245V247L12 246L11 242H13V246H15V247H12V248L14 250H16L17 245L19 246L20 244L21 245L25 244V242H24L25 240H24L23 237H22L23 238V240H22L21 237H19L20 236V234H19L18 237L20 238L21 243L18 240L19 242L16 245L14 244V243L17 242V239H19L18 237L15 238L18 235L16 232L20 233L21 231L15 225L14 226L12 225V227H11V224H9L10 222H8L9 220L6 218L7 215L6 216H3ZM174 215L206 216V217L212 218L213 220H196V219H190V218H187V217L186 218H171V217H167V216H174ZM4 217H5L6 220L4 219ZM242 218L244 220H242ZM256 218L259 219L260 217H254V219H256ZM3 220L4 221L8 220L7 221L8 225H6V222H4ZM9 226L12 228V230H10ZM6 229L8 230V232L6 231ZM14 229H15V234L11 232ZM17 229H18V231H16ZM149 234L145 233L144 234L145 237H142L143 239L140 240V242L142 243V251H143L144 259L148 263L155 264V263H157V261H158L157 258H159V256L157 257L158 252L156 254V250L153 247L154 243L151 240L152 239L151 238V234L150 235ZM21 235H23L22 232H21ZM146 235H148V236H146ZM149 236H150V238H149ZM15 239H16V241H15ZM144 239H146L145 240V242L147 241L146 243L145 242L143 243ZM4 243H1V244H4ZM1 244H0V247L2 248V250H0V251H2V252H0V253L2 254V256L3 255L5 256V254H7L8 252L13 253V252H11L12 248L11 249L8 248V247L6 248L4 245L1 246ZM21 245H20V249H22ZM146 245H147V247L150 246L149 247V249H150L149 251H147L148 248L146 247ZM151 246H152V249H151ZM4 247H5V249H7L6 250L7 252L4 251L5 250ZM144 247H145V249H144ZM8 249L10 251H8ZM153 251H154V254H153ZM148 254H150V255H148ZM7 255H9V254H7ZM7 255L5 256L6 258H8V257L10 258L11 255H12L11 258L14 259L13 254H11L10 256H7ZM23 255L25 256V253ZM145 255H147V256H145ZM235 255H236V253H235ZM151 256H152V258H151ZM10 259H7V260L10 261ZM151 260H152V262H151ZM162 260L163 259H161V261H160V258H159L158 263L159 264H161V263L163 264ZM3 262L4 261H2L1 258H0V264H3ZM8 263L9 262H7L6 264H8ZM11 264H15V263L11 262ZM16 264H18V263H16ZM235 264H237V262H235Z\"/></svg>",
  "mask_w": 264,
  "mask_h": 264
},
{
  "label": "built area",
  "instance_id": "built-area-1",
  "mask_svg": "<svg viewBox=\"0 0 264 264\" xmlns=\"http://www.w3.org/2000/svg\"><path fill=\"white\" fill-rule=\"evenodd\" d=\"M221 51L216 43H210L196 61V83L200 89L217 65V57ZM107 53L97 49L88 53V63L84 68L83 77L79 82L78 94L82 105L75 112L80 118L93 117L101 119V110L118 92L117 77L107 67ZM238 120L247 123L256 120L253 104L254 85L249 77L239 80L238 87ZM50 152L34 151L27 157H20L17 167L18 196L25 202L69 203L89 201L121 202L120 199L105 198V191L122 190L126 181L118 178V173L127 174L130 170L121 172L100 163V158L118 154L121 142L106 138L84 140L70 138L65 135H55L51 140ZM216 148L211 141L189 148L191 159L208 161ZM140 170H131V172ZM129 175V174H128ZM33 178L42 185L40 192H26V183ZM254 181L252 176L244 179L245 185ZM116 183H123L117 186ZM246 197L252 207L257 204L255 193L247 191ZM255 215L259 216V212Z\"/></svg>",
  "mask_w": 264,
  "mask_h": 264
},
{
  "label": "crops",
  "instance_id": "crops-1",
  "mask_svg": "<svg viewBox=\"0 0 264 264\" xmlns=\"http://www.w3.org/2000/svg\"><path fill=\"white\" fill-rule=\"evenodd\" d=\"M262 48V47H261ZM264 49V47L262 48ZM264 54L255 56V65L258 66V72L263 71L264 66ZM261 63V64H260ZM224 93L223 86L221 89V101H220V110L215 118H211L213 121H220L224 119ZM128 117V129L131 135L135 133H139L137 140H130V137H126V142H121V146L125 149L117 155L103 157L101 163L104 166H110L117 170H149V169H162V170H170L172 156L176 159V167L177 168H186L181 165V157L188 152L189 148L197 145H190L187 143V140L184 138L185 135L181 136L179 134V138L170 139L166 133L164 135H154L151 131V122L147 123V119L144 113L134 112L127 114ZM153 118V117H152ZM152 120V119H151ZM185 120V119H183ZM174 121V120H172ZM150 130V131H149ZM201 145V144H200ZM189 153V152H188ZM213 153H217L221 156V165L219 167H207L205 169H191V170H205L203 174H198L201 176L200 188L203 194L206 209L210 210L216 214H220L223 212V208L221 206L222 201L225 202V194L221 195L224 192V188L226 185V152L221 149H215ZM21 154V151H20ZM213 156V155H212ZM212 156L207 162L212 161ZM190 157V156H189ZM16 158L18 159L17 146H16ZM112 158V159H111ZM100 161V162H101ZM114 161V162H113ZM178 161V162H177ZM187 171V170H185ZM14 190H15V182H14ZM219 193V194H218ZM215 199V205H210V200ZM12 199L14 200V191L12 195ZM209 200V201H208Z\"/></svg>",
  "mask_w": 264,
  "mask_h": 264
},
{
  "label": "trees",
  "instance_id": "trees-1",
  "mask_svg": "<svg viewBox=\"0 0 264 264\" xmlns=\"http://www.w3.org/2000/svg\"><path fill=\"white\" fill-rule=\"evenodd\" d=\"M20 151H21V142L18 141L17 143V153H18V159H17V163H19L20 160ZM226 163L228 165V160H227V153H226ZM205 172V170H204ZM203 170H187L185 171V173H194V174H203L204 173ZM226 182V180H224ZM226 187V185H224ZM224 192L221 194L223 195ZM18 198V173L16 172V176H15V190H14V199L16 200ZM15 206L16 207H25V208H35L38 207V204H34V203H17L15 202ZM53 209H63V206H57V205H53L50 206ZM144 216H149L150 214H143ZM167 217H171V218H190V219H196V220H213L212 218L206 217V216H184V215H174V216H167Z\"/></svg>",
  "mask_w": 264,
  "mask_h": 264
}]
</instances>
